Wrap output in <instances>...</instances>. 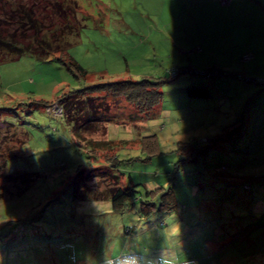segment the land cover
Listing matches in <instances>:
<instances>
[{
	"label": "rangeland",
	"instance_id": "374dc122",
	"mask_svg": "<svg viewBox=\"0 0 264 264\" xmlns=\"http://www.w3.org/2000/svg\"><path fill=\"white\" fill-rule=\"evenodd\" d=\"M75 1L81 28L65 55L0 51V109H9L0 110V150L13 153L8 170L29 184L16 197L0 191V264H122L133 257L159 264L162 255L175 264H264V107L257 103L264 85L252 81L264 78V0ZM7 3L0 0V14ZM34 6L50 35L49 21L59 19L45 0ZM33 36L18 39L28 45ZM58 57L76 60L87 75L75 77ZM180 67L185 72L169 80L168 71ZM211 68L218 71L207 78ZM144 77L165 81L156 110L134 121L127 118L136 114L133 104L98 91L93 95L120 114L83 131V139L63 117L30 104L55 103L64 92L101 81ZM189 85L205 86L209 98L190 99ZM239 119L243 135L229 128V140L206 149L208 139ZM147 136H155L156 148ZM179 142L201 146L194 162H183ZM114 154L119 162L111 167ZM79 167L100 195L115 184L98 169L111 170L118 183L131 179L142 195L149 182L166 187L171 179L178 205L141 219L111 207L97 212L91 202L109 200L72 199ZM0 185L14 190L3 178ZM167 218L180 224L178 237L163 235Z\"/></svg>",
	"mask_w": 264,
	"mask_h": 264
},
{
	"label": "trees",
	"instance_id": "16d2710c",
	"mask_svg": "<svg viewBox=\"0 0 264 264\" xmlns=\"http://www.w3.org/2000/svg\"><path fill=\"white\" fill-rule=\"evenodd\" d=\"M38 1L40 0H35L31 5H27L20 0L19 2L10 5L11 1L7 0V5L9 6L4 11V14H0V51L3 54L7 56L16 54L18 56L23 53H29L35 55V57L39 59H47L55 53L61 52H64L65 55V51L70 45V38L77 36L78 30L81 28V22H78L77 24L75 23L74 16L77 10L76 1L45 0L48 8H51L54 19L55 17L59 19L49 21L53 27L52 33L50 34L51 36H47L43 33V30L46 29L42 23L43 20L36 17L34 10L36 6L34 5ZM84 20L85 19H83V21ZM29 31L33 32V41L30 42L31 44L23 45L19 42L18 38L24 37L22 39H25L27 37V32ZM63 59L64 58L61 57L57 58V60L62 62L67 69L75 75V77H85V75H87V71L78 64L76 60L71 57L67 58L68 61ZM182 67L168 71L170 77L169 80H173L178 74L185 72V70H182ZM216 71L218 70L211 68V70L204 73V75L208 78L211 76L209 73ZM215 78L212 81L213 83L217 81ZM161 80L162 79L159 77L155 78V80H151L147 77L135 81L131 79L107 80L97 82L90 86L69 90L62 95H59L56 100L57 104L62 108V115L60 117H54L49 113L47 114L52 118L63 117L71 128L72 134L83 139V131H93L98 124H103L110 121L112 118L117 119L115 115L120 114V112L117 113L111 111L113 108L112 106L109 110V104L103 99L104 96L93 95V93H98V91H103L107 88L111 97H122L123 101L131 103L137 108L136 114L127 116V118L138 121L142 120L144 117L148 118L159 105L162 98L159 86L161 83L165 82ZM252 81L258 85H264V80L257 79ZM184 92L189 98H209V91L205 86L189 85L184 88ZM35 101H31L30 104L36 105L33 107L42 106L43 109L53 103ZM119 101L120 100H116L115 102L118 108L121 106ZM30 107L33 108L32 105H30ZM0 110L9 109L2 108ZM44 112L46 113V111ZM123 117L126 118L124 115ZM7 125L12 124L7 122ZM241 125L242 122L241 119H239L236 123L224 127L221 133L214 135L206 141L208 144L206 149L216 147L218 143L229 140L232 136V132L229 128L238 126L237 128H240V130L236 135H243L244 132L241 131ZM51 130L55 131V129ZM147 137L153 139L156 148L158 144L155 136ZM178 144L179 146L177 150L179 151V155H183V162H194L195 155L199 153L201 146L192 142H179ZM112 146V143L110 145L108 144L110 149L113 148ZM195 151L196 154L194 153ZM0 155L3 159L0 164V167H2L0 170V178H3L7 182H12L14 185L13 191H11L12 189L6 190L4 185H0L1 195L7 194L9 197L20 196L28 188L29 184L24 181V179L21 180V178L14 177L12 172L8 170V156L13 158V153L0 150ZM107 162L109 166L114 167L119 160L114 154V156ZM177 166L178 164L175 165V170L177 169ZM83 169V167H79L73 179L74 182L71 196L75 201L109 200L111 203V210L114 213L124 215L133 212L138 219L147 218L154 213H158V215L171 213L178 205L176 191L172 187L171 179H169L170 183L168 182V186L165 187L162 185L155 187L151 191L146 189L142 195L135 188V183L131 179H129L127 183H118V176L114 175L111 170L108 171L103 169L99 171L100 169H98L97 171L103 175L102 180L106 179L105 176L107 174V177H111L112 183L115 184L112 186H110L111 184L108 185L109 187L106 190H103L105 191L103 192L104 194L100 195V192H97L96 190L97 188L91 186L93 184L90 186L87 184L89 181L91 182L92 179L84 176L82 172ZM170 177H172L171 174L169 175V178ZM243 186L244 188L248 187L247 185ZM18 226L20 229L16 226L15 230H22V226ZM126 231L129 232V230Z\"/></svg>",
	"mask_w": 264,
	"mask_h": 264
},
{
	"label": "clouds",
	"instance_id": "9594fccd",
	"mask_svg": "<svg viewBox=\"0 0 264 264\" xmlns=\"http://www.w3.org/2000/svg\"><path fill=\"white\" fill-rule=\"evenodd\" d=\"M155 187H157L155 183L149 182L148 189L150 191ZM91 206L96 209L97 212L106 213L110 209L111 203L110 201H92ZM165 224L167 226L163 229V235L166 239H171L173 237L179 236L181 226L178 222H173L172 218H167L165 220ZM108 264H111V261H109ZM122 264H138V260L133 257L122 261ZM159 264H175V259L169 258L167 255H162Z\"/></svg>",
	"mask_w": 264,
	"mask_h": 264
},
{
	"label": "built area",
	"instance_id": "2783aa9c",
	"mask_svg": "<svg viewBox=\"0 0 264 264\" xmlns=\"http://www.w3.org/2000/svg\"><path fill=\"white\" fill-rule=\"evenodd\" d=\"M229 0H221L222 4H226L228 3ZM215 72L213 73H209V75H213ZM261 80H264V78H262ZM45 110L47 113L53 115L54 117H60L62 115V108L57 104V102L50 104L49 106L45 107Z\"/></svg>",
	"mask_w": 264,
	"mask_h": 264
},
{
	"label": "crops",
	"instance_id": "0c3cea01",
	"mask_svg": "<svg viewBox=\"0 0 264 264\" xmlns=\"http://www.w3.org/2000/svg\"><path fill=\"white\" fill-rule=\"evenodd\" d=\"M200 84V83H199ZM257 103H258V109L264 107V94L257 95ZM190 99H196V98H190ZM244 130L243 132H245Z\"/></svg>",
	"mask_w": 264,
	"mask_h": 264
},
{
	"label": "snow or ice",
	"instance_id": "6c2138e0",
	"mask_svg": "<svg viewBox=\"0 0 264 264\" xmlns=\"http://www.w3.org/2000/svg\"><path fill=\"white\" fill-rule=\"evenodd\" d=\"M177 139H179V137H177Z\"/></svg>",
	"mask_w": 264,
	"mask_h": 264
}]
</instances>
